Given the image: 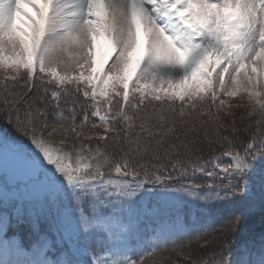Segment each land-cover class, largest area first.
<instances>
[{
  "label": "snow or ice",
  "instance_id": "obj_1",
  "mask_svg": "<svg viewBox=\"0 0 264 264\" xmlns=\"http://www.w3.org/2000/svg\"><path fill=\"white\" fill-rule=\"evenodd\" d=\"M0 123V264H264V0H0Z\"/></svg>",
  "mask_w": 264,
  "mask_h": 264
},
{
  "label": "rangeland",
  "instance_id": "obj_2",
  "mask_svg": "<svg viewBox=\"0 0 264 264\" xmlns=\"http://www.w3.org/2000/svg\"><path fill=\"white\" fill-rule=\"evenodd\" d=\"M30 10V9H29ZM246 100V97L244 98ZM231 103L233 105L240 103V100L238 98L232 99ZM249 109H238L235 110V119L237 120V123L235 125L236 131L240 132L242 129L246 128L249 123L254 121L256 117H252V121L245 119L242 123L240 122L239 118L241 116H247ZM234 117L232 116H225L223 113L221 114V122L225 125H227L229 128L233 127L232 120ZM10 127H8L6 124L0 123V133L7 134L8 136H15L16 134L14 132H9ZM256 195H259V190L257 189ZM151 206V202L149 204ZM190 209L185 208L184 209V215L187 218L189 216ZM264 231V224L261 223V214L259 211L255 213L254 215L246 216L242 218L241 224L238 228V234H237V242L242 243L245 240L253 239L257 243L259 242V236L260 233ZM10 233H14L13 231L9 230ZM23 235V234H22ZM24 243L26 244L28 242V238L25 237L23 239Z\"/></svg>",
  "mask_w": 264,
  "mask_h": 264
},
{
  "label": "trees",
  "instance_id": "obj_3",
  "mask_svg": "<svg viewBox=\"0 0 264 264\" xmlns=\"http://www.w3.org/2000/svg\"><path fill=\"white\" fill-rule=\"evenodd\" d=\"M9 130H10V131H9L10 133L13 132L11 128H10Z\"/></svg>",
  "mask_w": 264,
  "mask_h": 264
}]
</instances>
